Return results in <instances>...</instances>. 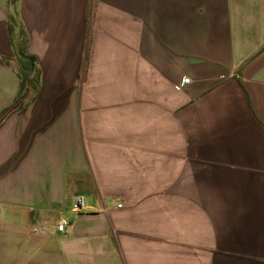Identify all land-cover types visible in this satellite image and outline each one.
Returning a JSON list of instances; mask_svg holds the SVG:
<instances>
[{"label": "crops", "instance_id": "0c3cea01", "mask_svg": "<svg viewBox=\"0 0 264 264\" xmlns=\"http://www.w3.org/2000/svg\"><path fill=\"white\" fill-rule=\"evenodd\" d=\"M12 15L0 264H264V0H0V114Z\"/></svg>", "mask_w": 264, "mask_h": 264}, {"label": "trees", "instance_id": "16d2710c", "mask_svg": "<svg viewBox=\"0 0 264 264\" xmlns=\"http://www.w3.org/2000/svg\"><path fill=\"white\" fill-rule=\"evenodd\" d=\"M8 35L14 53L16 72L19 78V88L11 107L5 109L0 114V126L6 117L24 108L33 102L42 88V71L38 60L28 54L29 35L24 25L15 17L8 19ZM8 63L9 59H6Z\"/></svg>", "mask_w": 264, "mask_h": 264}, {"label": "built area", "instance_id": "2783aa9c", "mask_svg": "<svg viewBox=\"0 0 264 264\" xmlns=\"http://www.w3.org/2000/svg\"><path fill=\"white\" fill-rule=\"evenodd\" d=\"M190 83L189 79H185L184 80V85H188ZM122 205H119V207H121ZM72 209L75 213L79 214L81 213L83 210H85V202H84V198L83 197H77L74 201H73V206ZM70 223L68 220L62 219L60 220V222L57 225V229L59 232H64L67 228V226H69Z\"/></svg>", "mask_w": 264, "mask_h": 264}]
</instances>
